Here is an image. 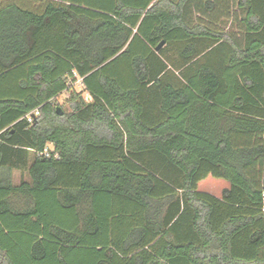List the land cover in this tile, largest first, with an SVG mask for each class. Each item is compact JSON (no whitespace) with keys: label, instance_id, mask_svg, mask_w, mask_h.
Listing matches in <instances>:
<instances>
[{"label":"trees","instance_id":"obj_1","mask_svg":"<svg viewBox=\"0 0 264 264\" xmlns=\"http://www.w3.org/2000/svg\"><path fill=\"white\" fill-rule=\"evenodd\" d=\"M0 264H264V0H0Z\"/></svg>","mask_w":264,"mask_h":264},{"label":"rangeland","instance_id":"obj_2","mask_svg":"<svg viewBox=\"0 0 264 264\" xmlns=\"http://www.w3.org/2000/svg\"><path fill=\"white\" fill-rule=\"evenodd\" d=\"M224 28L225 30L233 31L235 30V25H233L231 19L224 20ZM75 90H80L78 86H74ZM68 93L64 92L59 95L56 99L57 106L61 109L62 112H69V108L67 105ZM21 181H29V176L26 172L23 174L13 171L12 173V182L17 185ZM228 187V184L223 180H217L212 177H207L203 181L198 184V191L210 194L215 197H220L221 193L224 189Z\"/></svg>","mask_w":264,"mask_h":264},{"label":"crops","instance_id":"obj_3","mask_svg":"<svg viewBox=\"0 0 264 264\" xmlns=\"http://www.w3.org/2000/svg\"><path fill=\"white\" fill-rule=\"evenodd\" d=\"M223 6L224 5L222 3L220 5H218V6L216 5L215 14L212 16V18H210L211 26H214L216 28H218V27L219 28H224ZM218 7L220 8V10L218 9ZM218 11H219V13H218ZM206 15L203 14V9L200 7L199 9L198 8L197 9H191V12L188 15V17L194 23H200V24H203V25H209V22H208L209 17H207ZM237 20L238 19H234V20L231 19V21H233L232 23H233V25H235V27L238 24ZM228 188H229V184H228V187L226 189H228ZM216 198H220V197H216Z\"/></svg>","mask_w":264,"mask_h":264},{"label":"built area","instance_id":"obj_4","mask_svg":"<svg viewBox=\"0 0 264 264\" xmlns=\"http://www.w3.org/2000/svg\"><path fill=\"white\" fill-rule=\"evenodd\" d=\"M80 86L81 84H80V80L78 79L77 81H76V83L74 84V86ZM86 99H88V98H86ZM39 110L38 109H35V110H33L32 112H30V113H28L25 117H24V119H25V121L28 123V124H32L33 122H34V120L36 119V118H38L39 117ZM47 153V150H44L43 151V155H47L46 154Z\"/></svg>","mask_w":264,"mask_h":264},{"label":"water","instance_id":"obj_5","mask_svg":"<svg viewBox=\"0 0 264 264\" xmlns=\"http://www.w3.org/2000/svg\"><path fill=\"white\" fill-rule=\"evenodd\" d=\"M163 45V42H161L157 47L156 50H159L161 48V46ZM56 111L58 112V114H61V109L59 107L56 108Z\"/></svg>","mask_w":264,"mask_h":264}]
</instances>
